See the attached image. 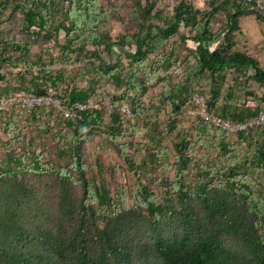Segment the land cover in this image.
Wrapping results in <instances>:
<instances>
[{
  "label": "trees",
  "instance_id": "16d2710c",
  "mask_svg": "<svg viewBox=\"0 0 264 264\" xmlns=\"http://www.w3.org/2000/svg\"><path fill=\"white\" fill-rule=\"evenodd\" d=\"M105 1L110 0L19 2L24 26L33 37L45 32L50 38L63 32L65 49L85 52L88 46L96 48L98 62L90 59L82 69L95 75L96 81L106 79L116 92L109 102L112 112L107 124L97 97V108L74 118H66L53 108L26 112L10 105L4 111L0 131L9 112L20 113L31 124L48 121L46 125L50 126L49 120L56 118L71 129L70 143L61 155L78 173L83 200L80 207L75 203L69 172L62 169L58 219H48V227L27 226L18 209L37 195L21 176L25 170L34 174L46 170L31 146L22 147L24 156L13 148L7 159L0 161V196L4 200L0 207V264H264V127L249 133H227L200 118L191 132L179 127L184 110H196L194 94L203 96L209 108L223 119L243 121L264 113V65L257 52L260 36L251 40L252 49L249 43L246 48L239 45L240 37L249 42L248 36L260 34L264 12L247 0H206L200 5L194 0H173L171 11L160 9L159 0H130L132 11L126 15L125 5L105 6ZM6 7L7 0H0V17ZM223 11L226 24L213 34L210 23ZM112 20L124 25L131 22L136 32L113 36L109 27ZM29 45L30 41L18 40L17 35L0 37L1 62L17 65L24 60L32 68L24 55ZM116 47L123 53L114 62ZM16 50L22 55L13 59L9 53ZM3 79L0 73V82ZM57 80L45 86V76L39 75L27 87L23 84L16 91L6 87L0 99L19 91L44 95L53 88L64 106L71 108L87 103L97 92L91 86L63 95L54 86ZM165 82L170 88L153 97L151 105H145L149 87ZM124 102L129 105L130 119L121 114ZM166 105L170 111L161 123ZM150 108L152 114H148ZM131 121L142 123L132 131L142 135L141 146L147 147L152 171L166 156L162 145L168 136L175 139L172 149L176 156L175 175L166 193L172 197L162 201L148 186H141L142 197L134 198L132 209L126 203L118 208L110 191L90 181L82 154L86 131L99 130L120 142L127 139L128 130L124 129ZM8 128L14 140L12 121ZM196 146L202 150L200 159L195 154ZM120 155L134 169L125 145ZM28 159L32 160L31 167L26 166ZM194 163L197 181L187 184L185 178ZM143 214L148 237L140 234L141 221L136 219Z\"/></svg>",
  "mask_w": 264,
  "mask_h": 264
},
{
  "label": "rangeland",
  "instance_id": "374dc122",
  "mask_svg": "<svg viewBox=\"0 0 264 264\" xmlns=\"http://www.w3.org/2000/svg\"><path fill=\"white\" fill-rule=\"evenodd\" d=\"M21 0H7V7L5 8L4 14L0 17V37L6 35H17L18 40L24 39L30 41L29 49L24 53L26 56V61L32 63V68L28 67L24 60L17 61V65L10 63L1 62L0 57V73L4 75V79L0 82V97L4 96V90L13 89L16 91L23 87V84L27 87L30 85L31 81L41 76H45L46 82L45 86L53 85L52 81L54 78H58L57 84L54 85L64 94L70 93L72 90H85L91 86H95L97 89L94 98H98L99 108H102L104 114V122L110 123L111 121V106L109 102L112 96L115 94L116 90L110 82L106 79H101L96 81L94 79L95 75H90L85 72L82 67L83 64L88 62L90 59L98 62L95 56V50L93 46H88L85 52H74L63 48L64 45V33L61 32L60 35H52L50 38L45 36V32H41L39 37H33L32 32L26 31V26H24L23 15L21 9L18 7ZM130 0H110L105 1V6L111 5H125V14L131 13L132 9L129 6ZM173 5V0H159L158 7L164 11H171ZM200 5V4H198ZM227 8H231L230 5ZM226 11L220 12L210 23L211 33L216 34L221 30V28L226 24ZM252 20V19H251ZM161 23V22H159ZM254 22H250L249 25H254ZM109 27L112 30V35L118 37L125 33L134 34L136 32L135 25L131 22L130 24L124 25L122 22H117L112 20ZM38 31V30H37ZM156 34V33H155ZM260 36V43H258L259 50H257L258 55L264 57V26L260 31L259 35L253 33V37L248 36L249 42L243 37H240L239 45L245 48L250 44L251 49L254 46V41ZM259 39V38H258ZM257 46V48H258ZM215 47V45H212ZM26 51V50H25ZM104 57L108 54L104 50H100ZM251 52V51H250ZM120 47L114 49V62L117 61L118 57L122 54ZM14 59L19 58L22 52L18 50L9 53ZM186 53L182 57H185ZM181 60V59H180ZM15 62V61H14ZM181 63V61H178ZM264 65V62H263ZM95 74V73H94ZM155 78V75L153 76ZM95 80V81H94ZM177 80H172L176 83ZM162 88V89H161ZM170 88L169 82L160 84L159 86L149 87V93H146L143 99L145 105H151L150 100L153 97H158L165 93L167 89ZM161 89V90H160ZM96 98V99H97ZM98 104V103H97ZM98 106V105H97ZM123 106L129 105L124 102ZM122 106V107H123ZM152 110V108H150ZM170 111V106H165V112L160 115L161 123H165L166 113ZM154 110L150 111L148 114H152ZM196 110L191 108L184 110L180 115L181 120L179 121V127H185L189 132L193 131L196 127V122L199 120V116L195 114ZM122 114V108H121ZM18 115V116H17ZM122 116L125 119H130L126 115ZM12 121L15 127L14 135L16 138L12 139V134L8 128V122ZM31 124L25 117L17 112H9L5 117V125L0 131V161H5L7 155L12 153V149H18L19 155H25L22 147L24 145L31 146L33 151H37L40 155V159L43 163L45 172L42 173H31L29 170H25L22 174L21 179L30 188L36 190L32 201L26 206L18 209V216L27 226L34 227H48L51 226V222L48 219H58L56 211H58L60 188L64 178L59 176L60 171L63 169L68 173V178L71 179L72 186L71 192L75 203L79 206L82 204L83 195L82 189L78 183V173L72 168L69 159L65 158V155H61L67 144H69V139L72 135V131L64 122H58L56 118H51L49 120L50 126L46 124ZM124 130L126 132L127 139L121 140L120 142H114L110 140V137L99 130L86 131L84 133V141L82 142V154L83 161L87 168V174L91 182H97V184L102 185L111 193L112 200L115 201L117 207L119 208L123 203H126L129 208L134 206V198L142 197L139 193V188L141 186H148L149 189L157 195L162 201L169 199L172 196H167L166 193L171 187V182L174 177L173 166L176 164L175 152L172 149V143L175 139L172 136L165 138L162 145V149L165 150L166 156L159 160L156 165L157 170L152 171L153 164L148 156L147 147L141 146L142 135L138 131H132L133 127H141L142 123L139 121H131V123L126 124ZM12 130V128H11ZM13 131V130H12ZM133 132V135H131ZM10 140H13L12 147H9ZM126 146L127 153L129 157L133 160L134 169L130 168L122 159L120 152L121 147ZM201 151L198 146H196V157L201 158ZM32 160H27V167H31ZM198 165V164H197ZM189 174L186 176V182L195 183L197 181V168L194 163L188 170ZM190 195H194L190 193ZM166 202V201H165ZM4 205V200L0 196V207ZM80 207V206H79ZM43 214H41L39 211ZM134 211V209H133ZM49 215V217L47 216ZM137 215L141 221V235L148 237L150 234L147 230V220L144 217ZM149 229V228H148ZM263 229H260L262 232ZM170 233V232H169ZM138 234V236H140ZM230 245L242 254L243 249L241 247L228 239Z\"/></svg>",
  "mask_w": 264,
  "mask_h": 264
},
{
  "label": "built area",
  "instance_id": "2783aa9c",
  "mask_svg": "<svg viewBox=\"0 0 264 264\" xmlns=\"http://www.w3.org/2000/svg\"><path fill=\"white\" fill-rule=\"evenodd\" d=\"M194 1L196 4H203L206 0ZM247 1L253 4L256 10L264 12V0ZM192 104L196 108L195 114L198 115L201 120L227 133H249L255 128L264 127V113H260L243 121H234L223 119L216 115V112L209 108L206 99L199 94L193 95ZM10 105H15L19 110L26 112H32L36 108H53L58 113H62L66 118H74L77 117L80 112L97 108L98 104L97 99L92 97L87 103H76L71 108H66L53 88H50L44 95L19 91L10 97L0 99V124L4 111H6ZM247 106H252V103L249 102ZM122 114L128 117L132 115L128 106L122 107Z\"/></svg>",
  "mask_w": 264,
  "mask_h": 264
},
{
  "label": "crops",
  "instance_id": "0c3cea01",
  "mask_svg": "<svg viewBox=\"0 0 264 264\" xmlns=\"http://www.w3.org/2000/svg\"><path fill=\"white\" fill-rule=\"evenodd\" d=\"M259 41H260V39H259ZM259 41H258V42H259ZM259 57H260V60H261V61H262V63H263V62H264V57H263V56H261V55H260Z\"/></svg>",
  "mask_w": 264,
  "mask_h": 264
}]
</instances>
